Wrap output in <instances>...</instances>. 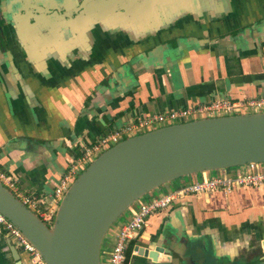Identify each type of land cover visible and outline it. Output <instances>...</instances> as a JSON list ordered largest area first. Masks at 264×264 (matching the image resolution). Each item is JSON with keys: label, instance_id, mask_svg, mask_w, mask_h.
<instances>
[{"label": "crops", "instance_id": "0c3cea01", "mask_svg": "<svg viewBox=\"0 0 264 264\" xmlns=\"http://www.w3.org/2000/svg\"><path fill=\"white\" fill-rule=\"evenodd\" d=\"M112 1L86 4L84 26L93 14L104 19L86 27L82 50H65L55 12H42L36 29L21 27L0 0L2 21L13 19L1 24L0 169L17 196L42 199L40 210L56 209L48 196L58 178L85 147L119 126L216 99L264 95V0H129L124 11ZM76 3L65 0L64 7L71 12ZM226 114L233 113L197 118ZM126 219L110 231V244ZM172 230L195 241L196 264H264V184L172 201L128 241L127 264H154L134 248L152 247ZM5 239L0 232V264Z\"/></svg>", "mask_w": 264, "mask_h": 264}, {"label": "water", "instance_id": "95a60500", "mask_svg": "<svg viewBox=\"0 0 264 264\" xmlns=\"http://www.w3.org/2000/svg\"><path fill=\"white\" fill-rule=\"evenodd\" d=\"M59 1L63 4L65 0ZM6 2L9 12L13 11L9 15L14 14L21 27L27 23L36 29L33 24H40V13L47 14L51 8L56 14L58 10L43 0ZM12 20L3 18L4 22ZM247 164L264 169V110L177 122L118 141L92 158L71 181L49 227L1 183L0 213L46 264H101L103 238L117 218L126 217L130 208L144 201L143 195L179 177L232 174ZM194 242L181 241L172 230L152 247L136 246L134 250L154 264H196ZM5 245V264H27L8 239Z\"/></svg>", "mask_w": 264, "mask_h": 264}, {"label": "built area", "instance_id": "2783aa9c", "mask_svg": "<svg viewBox=\"0 0 264 264\" xmlns=\"http://www.w3.org/2000/svg\"><path fill=\"white\" fill-rule=\"evenodd\" d=\"M247 108L254 110L263 109L264 95L237 101L216 99L205 104H193L179 109L168 110L164 113L145 115L137 118L134 122L123 124L113 131L100 136L94 143L83 149L82 154L58 178L51 195L48 196L49 201L52 204H56L77 173L92 158L108 146L124 139V137L153 129L154 125L163 126L220 112L237 113ZM0 183L11 193L16 191L14 190L13 179L2 169H0ZM262 184H264V169L259 168L256 164H247L244 170L236 171L232 174L221 172L220 174L207 177L202 173L199 179L190 180L188 183L182 184L157 197H152L148 201L139 202L128 210L126 221L116 228L111 244L106 249V264H127L125 261V249L128 241L137 237L150 215L163 211L172 201L191 194H206L218 190L230 192L242 187H258ZM15 194L13 195L32 210L44 224L52 222L55 208L40 210L41 198L31 195L17 196V192ZM0 232L25 257L27 264H46L34 246L1 213ZM11 238L13 241H11Z\"/></svg>", "mask_w": 264, "mask_h": 264}, {"label": "flooded vegetation", "instance_id": "af4514ba", "mask_svg": "<svg viewBox=\"0 0 264 264\" xmlns=\"http://www.w3.org/2000/svg\"><path fill=\"white\" fill-rule=\"evenodd\" d=\"M92 1H96V0H77V3L74 4L73 9L71 12L67 11L64 7V3L60 4L61 2L59 0H54V6H58V10L56 11V19L57 24L59 26V31H61V33H63L62 36V47L66 50L70 45L71 46H75L77 47V49H80L79 46H82L81 44V39L83 38V34L84 36L87 38V35L85 34L87 31L89 32V28L87 29L86 27L92 26L94 24H96V20L97 19H104L105 14H93L92 19L89 20L88 22H86L85 26H84V18H87L86 13L85 12V7L86 4L88 2H92ZM98 2L101 1V3H103L102 5H106L109 2H111L112 0H97ZM120 3V8L119 11H124L128 8V2L129 0H118ZM65 2V1H64ZM113 2V1H112ZM80 3V4H79ZM84 5V6H82ZM141 6H144V1H142L140 3ZM96 7V5L94 6ZM103 7V6H102ZM97 9V8H94ZM49 12L53 13V10L51 8H49L48 10ZM42 13H40L39 15H41ZM51 14V15H52ZM136 15V14H135ZM135 15L131 14V18H136ZM137 17H139L140 19H145V15L143 14H138ZM88 19H85V21H87ZM2 18L0 17V47H3L5 42L3 39V33L1 31V24H2ZM48 25V24H47ZM52 22L49 24V27L51 28ZM85 27V28H84ZM58 32V31H56ZM58 39V38H57ZM57 41V40H55ZM50 48V47H49ZM82 50V49H80ZM49 53L52 51H48ZM52 57V56H51ZM87 57V56H86Z\"/></svg>", "mask_w": 264, "mask_h": 264}, {"label": "rangeland", "instance_id": "374dc122", "mask_svg": "<svg viewBox=\"0 0 264 264\" xmlns=\"http://www.w3.org/2000/svg\"><path fill=\"white\" fill-rule=\"evenodd\" d=\"M179 122V121H178ZM181 122V121H180ZM124 138H126V137H124ZM111 146V145H110ZM109 147V146H108ZM107 147V148H108ZM88 164V163H87ZM86 164V165H87ZM85 165V166H86ZM84 166V167H85ZM80 172H78L77 173V175L79 174ZM215 175V174H214ZM190 175H186V176H183V177H179L178 179H175V180H173L170 184H168V185H163V186H161V187H159V188H156V189H154V190H152L151 192H149V193H147V194H145V195H143L142 196V199H144V200H150L152 197H156V196H158V195H161V194H163V193H166V192H168V191H171V190H173V189H175V188H177V187H179L181 184H177V183H179L178 181L179 180H184V179H186V178H188ZM124 218V216H120L119 218H117V220L113 223V225L115 224H117V222H122V219ZM46 226H48L49 227V225L51 226V223L49 224L48 222L45 224ZM110 231L112 230L111 228L109 229ZM109 234V233H108ZM109 235L107 236V235H105V237L103 238V240H102V247H107L109 244H110V241H109ZM11 241H13V239L11 238ZM100 262H101V264H106V262H107V251H106V249H104V251H103V256H101L100 257Z\"/></svg>", "mask_w": 264, "mask_h": 264}]
</instances>
